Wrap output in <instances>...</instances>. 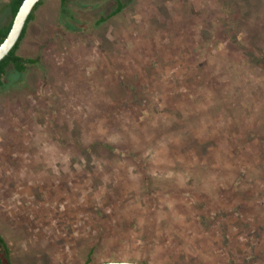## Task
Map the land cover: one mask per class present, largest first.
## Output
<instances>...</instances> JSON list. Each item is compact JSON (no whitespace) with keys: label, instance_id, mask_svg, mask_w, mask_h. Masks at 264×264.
<instances>
[{"label":"rangeland","instance_id":"1","mask_svg":"<svg viewBox=\"0 0 264 264\" xmlns=\"http://www.w3.org/2000/svg\"><path fill=\"white\" fill-rule=\"evenodd\" d=\"M121 1L98 24L114 0H43L16 52L38 62L3 78L11 262L264 264V72L240 46L264 49V6L235 0L237 45L221 0Z\"/></svg>","mask_w":264,"mask_h":264},{"label":"trees","instance_id":"2","mask_svg":"<svg viewBox=\"0 0 264 264\" xmlns=\"http://www.w3.org/2000/svg\"><path fill=\"white\" fill-rule=\"evenodd\" d=\"M22 1L23 0H8L7 3L3 6V9L4 8L7 9V19H6L5 24L0 25V42L5 38L7 32L10 28L13 16L15 15V13H16V11H17V9L20 6ZM42 1L43 0H40L35 5L33 10L31 11V13L29 14L27 21H26V24L24 26V29L22 31V34H21L18 42L16 43V45L8 53V55L5 56L0 61V86L3 85V78L5 77V75L8 71L7 70L8 67H11L12 71L14 73H19V72H22L26 68L27 65H32V64H35L38 62L37 57L26 58V57H23V56L17 54L16 52L19 48V45H20L22 39L24 38V36L27 32V29H28L30 22L33 21V19H34L36 9L38 8V6H40L42 4ZM68 1L69 0H59L61 13L65 12L64 7ZM244 1H245L244 8L246 7L245 8L246 12L250 11L248 17L253 16L255 18V20L259 19V16L255 15V14L257 13V11L260 7L263 8L264 1L263 0H260V1L255 0L253 2L252 9L255 11H253L251 9V6L249 5L248 0H244ZM114 2H115V8L106 16L100 17L97 21L98 24L105 23L107 20L112 19L113 17L119 15L121 13L122 9L124 8V6H126L125 4H127V3H123L121 0H114ZM249 2H252V0H250ZM220 6L222 8V12H223V16H224V20H222L221 30L222 31L230 30L231 31L230 35L226 34L228 37L227 40H229L233 44L239 45L236 37H233L235 35L234 30L232 31V27L235 26V24L237 23V21H235V19H233V17H232L233 9H235L237 7L235 5V0H221ZM261 22H262V25L264 27V20H262ZM258 38H260V37H258ZM258 38H256V39H258ZM240 46L243 48V51H244V53H243V56H245L244 59L248 60L253 67L264 72V49L259 48L256 44H254L253 47L250 46L248 49H246L244 46H242V44H240ZM108 60L110 61V59H108ZM148 65H150L152 70H155L158 67L156 60H154L152 58L148 62ZM173 65L178 66L177 68H179L181 66V64H179V61L173 62ZM167 68H169V67H167ZM166 71L167 70H165L164 72H166ZM177 72H179V71H177ZM143 84L144 85H141L142 87L140 86V88L138 89L141 96L146 91L144 89V86H146L145 84H147V83L145 82ZM120 86H121V83H118V88L121 90L123 88V86L121 88H120ZM128 89L132 90L133 92H135L137 90L134 85L128 86ZM258 136L262 140H264V137L262 135H258ZM245 137H247V136H245ZM245 137H243V139H245ZM205 145H206V147H208V149H210L209 142L206 143ZM103 146L107 147L108 145L104 144ZM108 149L112 150L111 147H108ZM86 151H87V149L84 151V155L86 154ZM222 235H224V232H222ZM90 254H91V251L87 254V258L82 264H90L91 263ZM0 264H13L11 262V259H10L9 249L7 248L6 243H5L4 239L1 237V235H0Z\"/></svg>","mask_w":264,"mask_h":264},{"label":"water","instance_id":"3","mask_svg":"<svg viewBox=\"0 0 264 264\" xmlns=\"http://www.w3.org/2000/svg\"><path fill=\"white\" fill-rule=\"evenodd\" d=\"M39 1L40 0H23L21 2L15 15L13 16L10 28L5 38L0 42V61L5 56L8 55V53L13 49V47L18 42L29 14L31 13V11ZM94 264H143V263L129 262V261H108V262H99Z\"/></svg>","mask_w":264,"mask_h":264}]
</instances>
